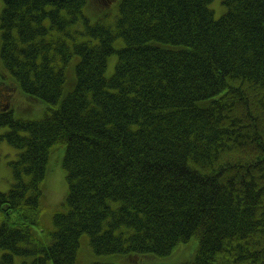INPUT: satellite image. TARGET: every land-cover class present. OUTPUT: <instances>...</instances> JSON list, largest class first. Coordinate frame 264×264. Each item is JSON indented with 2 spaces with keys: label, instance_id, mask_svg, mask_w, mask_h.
Wrapping results in <instances>:
<instances>
[{
  "label": "trees",
  "instance_id": "trees-1",
  "mask_svg": "<svg viewBox=\"0 0 264 264\" xmlns=\"http://www.w3.org/2000/svg\"><path fill=\"white\" fill-rule=\"evenodd\" d=\"M215 1L3 0L0 100L21 87L47 108L0 104L17 150L0 264H76L85 234L123 264L193 239L182 264H264V0H223L219 18ZM61 147L52 230L40 199Z\"/></svg>",
  "mask_w": 264,
  "mask_h": 264
},
{
  "label": "rangeland",
  "instance_id": "rangeland-1",
  "mask_svg": "<svg viewBox=\"0 0 264 264\" xmlns=\"http://www.w3.org/2000/svg\"><path fill=\"white\" fill-rule=\"evenodd\" d=\"M3 6V0H0V10ZM211 7L215 11V17H221L226 10L223 0H216L211 3ZM116 60V56L113 55L111 63ZM3 67H2V65ZM13 78L10 71L5 67V64L1 57V29H0V81L3 79ZM24 94L23 89L14 91V98L9 103L7 100H0V104L7 103L12 107L11 113L16 118L22 119H39L45 114L46 105L41 101L35 105H32ZM5 129H0V136L4 134ZM65 156V148L61 147L56 149L52 155L49 163L46 177L42 183V223L49 229H54V214L65 210L66 198L68 195V181L66 169L63 166V159ZM17 159V150L9 144L4 138L0 139V192H6L10 189L13 183L14 176L10 166V162ZM64 204V205H63ZM1 225V220H0ZM198 249V242L196 239L191 240L187 244H181L172 254L168 256H155L147 255L141 258V261L137 264H182L185 261L192 260ZM22 258L16 257L15 264H21ZM94 262L104 264H123V255H98L94 252L90 239L87 234L81 238V246L78 254V262L76 264H91Z\"/></svg>",
  "mask_w": 264,
  "mask_h": 264
},
{
  "label": "bare ground",
  "instance_id": "bare-ground-1",
  "mask_svg": "<svg viewBox=\"0 0 264 264\" xmlns=\"http://www.w3.org/2000/svg\"><path fill=\"white\" fill-rule=\"evenodd\" d=\"M28 41H31V40H28ZM33 42H34V39H33V41H32V44H33ZM33 52V51H32ZM45 105H46V108H47V104L45 103ZM45 112H46V110H45ZM45 115V114H44ZM44 115H43V117H44ZM42 117V118H43ZM66 174H67V171H66ZM67 181H68V193H69V188H70V181H69V179H67ZM40 205H41V208H42V212H43V204H42V197H41V199H40ZM43 224V223H42ZM44 226V225H43ZM45 227V226H44ZM45 228H47V227H45ZM47 229H49V228H47Z\"/></svg>",
  "mask_w": 264,
  "mask_h": 264
}]
</instances>
